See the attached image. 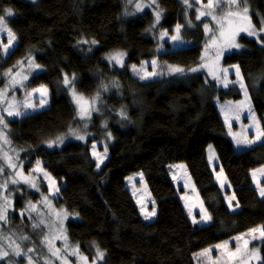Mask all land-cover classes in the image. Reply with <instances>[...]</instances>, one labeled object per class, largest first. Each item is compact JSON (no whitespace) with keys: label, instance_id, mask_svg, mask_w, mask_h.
<instances>
[{"label":"trees","instance_id":"trees-1","mask_svg":"<svg viewBox=\"0 0 264 264\" xmlns=\"http://www.w3.org/2000/svg\"><path fill=\"white\" fill-rule=\"evenodd\" d=\"M189 3L191 7L184 0H156L152 8L125 16L126 0H0V15L12 9L5 21L17 36L8 56L0 47V90L6 86L4 73L26 64L31 79L23 87L27 89L37 79L50 95L48 109L25 119L8 116L0 104L7 124H0V166L4 168L5 153L12 155L16 166L0 174V184L2 179L12 180L18 166L29 174L37 161L60 184L56 197L43 182L38 193L21 182L11 183L8 191L0 190L12 205L7 222L0 221V246L7 247L8 239L16 240L37 261L38 253L47 251L45 228H33L36 218L25 210L29 202L46 213L48 205L55 211L66 210L67 240L61 246L78 245L92 264L96 246L105 253L96 264H195L196 254L264 225V198L252 179L253 171L264 168V141L239 152L227 136L217 102H237L243 95L236 83L223 88L200 70L214 23L210 18L197 19L200 9L192 0ZM247 5L251 23L260 29L264 0H247ZM216 10L223 14L226 9L222 5ZM157 11L159 23L155 22ZM177 25L181 27L176 45L184 42L185 46L172 49L163 42L164 32L173 35ZM238 42L241 49L226 54L223 64L239 67L251 105L264 121V36L258 41L240 35ZM117 53L126 55L123 67L106 62ZM155 58L184 71L174 73V69L149 81L133 75L132 65ZM65 74L77 93L99 97L89 126L77 115L63 83ZM121 110L127 119L121 118ZM73 124L82 127L84 140L65 137ZM61 136L66 141L60 146H47V141ZM95 143L110 148L101 170L91 153ZM209 146L215 148L240 206L236 212L228 207L211 170ZM177 163L187 165L211 214L210 225L198 226L190 220L168 170ZM138 173L144 175L157 205L153 221L143 217L127 186V178ZM12 229L17 235L5 236ZM29 248L38 253L27 252ZM259 264H264V246Z\"/></svg>","mask_w":264,"mask_h":264},{"label":"rangeland","instance_id":"rangeland-1","mask_svg":"<svg viewBox=\"0 0 264 264\" xmlns=\"http://www.w3.org/2000/svg\"><path fill=\"white\" fill-rule=\"evenodd\" d=\"M27 1H29L31 3H36L38 0H27ZM192 1L196 5L195 7L200 9L198 11H205V12L209 11L208 9L204 8V5L207 3V0H201V2H199V3L197 2V0H192ZM155 3H156V0H155ZM155 3H152V0H126L125 11H124L125 16H131L133 14H138L140 12H143L146 9H150L155 5ZM137 4L141 5V9H137V7H136ZM148 5H151V6L149 7ZM215 14L217 16V20H219L222 14H217V10H215ZM208 18L212 19V16L211 15L201 16V19H208ZM229 19H232V21H233L232 26L233 27H235L241 23V21L238 18H231L230 17ZM217 20L212 19L214 24H213L212 30L208 34L209 35V40H208L209 45H208V47H205V49H204V51L205 50L206 51L204 53V57H203V61L201 63L200 70H204L211 79L217 81L223 88H227L228 86L235 84V83H236V85H238L240 87L242 95H243L242 99L240 101H237V102L227 101L224 103L217 102V107L219 109V112H220L222 119L224 120L225 124L227 125V136L233 142L236 150L239 152H242V151L249 150L253 146L264 141V136H262L259 140L256 141V143L251 144V145H247L245 143H240L239 145L237 144V141H245V140L254 139L256 136V133H257V127L264 130V127H263L264 121H262L258 117L256 112L254 111V109L251 105L248 93H247V97L245 96V88H241L240 83L236 82L237 81L236 67L235 66L225 67L223 64V59H224V56L226 54H229L233 51L240 50L241 48L240 47L239 48H232L230 46V43L226 41L225 37H222L220 35V27L217 24ZM4 23L6 24L7 29H10L11 32L14 34V37H15L11 47L8 49V54H10V52L16 46L17 36L14 33V31L10 28L8 23L6 21H4ZM224 23H225V29H227V20H225ZM252 25H253V23H252ZM256 30H257V34L252 35V36L248 35L246 32H243V31L239 32L235 36L236 43L239 44L238 38L240 35H245V36H248L250 38H253V39L260 41L261 37L264 36V33H260L258 31L259 30L258 28H256ZM164 34H165V39L163 42L164 43H170L172 45V49H178L180 47L185 46L184 42L176 45L177 43H179V40L173 41L170 38L173 35H176V31L174 32L173 35H172V33H170V35H168L169 33H167V32H164ZM8 38L9 37L7 34V30L0 28V47L1 48L3 47V44L7 43ZM213 39H215V43L212 42ZM161 50H163V49H161ZM8 54L4 55V56H8ZM113 55H115V54H113ZM124 57L126 58V55H124ZM124 57H122L123 58V65H124ZM107 60H106V62L108 64L112 65L111 63H113L114 64L113 66L117 65V67H121L119 64L116 63L115 60H113L111 62L109 60L108 61ZM152 61L156 62L155 66H153ZM28 66L29 65L23 64L21 66H18L15 69H13L11 77L5 75V73H7L8 71L4 73V76H3L4 79L3 80H5L6 86L4 89L0 90L3 92V95L0 96V104L7 107L8 104L11 103V104H13V106L17 110H19L22 113V115H20V116H11V117L25 119V117L29 116L30 114L35 113V112H39L41 110H46L50 106V101H49L50 95L48 93V91H49L48 88H47V90H48L47 95L44 96L46 103L43 105V107H40L39 104L37 103V100L40 97V93H32V89L38 88L40 85L46 86L41 81L36 79L35 81H33L32 85L30 87H28L30 85V83H27V87H28L27 89H25L24 87H21V83L24 86H26V80L29 77L31 79V72H30L31 70L28 68ZM135 66H136V69L142 70L140 72V74L138 75L131 68L133 75L139 79H140V75H144L145 73H152V72L156 73V75H154V76H147L145 79H140L142 81L159 79V78L164 77V74H169L174 69L181 68L179 66H171V65H167V64H162L156 58L151 59V60H147V61L143 62L140 66L139 65H135ZM39 69H41V71H42V68H39ZM17 72L20 73L19 76L15 75ZM176 72L177 71H175L174 73H176ZM39 73L35 74V77ZM25 76L27 77V79H24ZM12 80L16 81L14 87L10 83V81H12ZM32 80H34V78ZM225 85H227V86H225ZM65 87H67L69 90L72 88L70 86V84L67 86L65 85ZM29 93H32V95L29 96L28 95ZM76 94L83 97L82 103L86 102L85 106L89 108V110L91 112V117H92L93 113L97 109V106L99 103V98H97V96L93 97V98H88V97L83 96L77 92H76ZM70 96H71V99L73 101L71 91H70ZM25 100H29L30 102H32L35 110H33V108H26L24 106ZM74 105L77 107V105L75 103H74ZM253 115H254L255 119L252 118ZM81 120H82L84 125L89 126L91 118L90 119H81ZM81 130H82V127L79 126L78 124L70 125V129H69L68 133L65 134V137L66 138H69V137L76 138L74 135H72V132L76 131V132H79V134H80ZM63 141L65 142L66 140L63 139ZM95 145H96L95 151H96L97 155L103 157V163H101L100 167L97 168L98 170H101L103 168L107 158H108L110 148L108 146H106L107 147V153L105 154L104 153L105 146H104V148H102L99 143H95ZM3 151L5 153L4 149H3ZM91 153H92V156L97 163L98 160H97L96 156L93 155V147L91 148ZM11 158L13 160L12 155H11ZM208 161H209V165L211 167V170L213 171V174L216 178V181L224 193L228 207L230 208V210L232 212H236L237 210L240 209V206L236 205L237 199H236L234 192H233V189H232V187H231V185H230V183H229V181L225 175V172L223 171V169H221L217 152L213 146H209V148H208ZM19 168H20V166H18V168L16 169V172H21L23 174V176L29 177V180L31 182H34L36 187H31L29 183L24 182V179L22 176H16V179L19 182H21L23 185L27 186L29 189L34 188L32 190L34 192L38 193L37 189H39V190L41 189V182H43V183H46V185L48 186L51 195H55V197L58 196V192L56 190L57 189L59 190L60 184H59L58 180L53 178V176L50 175L45 170V168L43 167L42 164L39 163V165L34 167L29 174L25 173L23 170H21ZM5 169H7L9 171H13V168H9L7 166V162L5 161V158H4V170ZM168 170H169L170 176L174 182L175 187L179 190V195L182 199L183 205H184L186 212L189 215V218L192 221V223L195 225H198V226L210 225L212 223L211 214L209 213V211H208V209H207V207L203 201V198L201 197L199 190H198L197 186L195 185V183L192 179L191 173H190L187 165L185 163L172 164L168 167ZM261 170H264V168H259L255 171H253L252 172V179L255 182L254 187L258 191L260 197L264 198V196H261V194H260V189L264 188V171H261ZM45 173H47V176H45ZM5 180H7V179H2V184L5 182ZM10 181L11 180H9V183L7 186V191L11 187ZM127 186L132 190V193H133L134 197L136 198V202L140 208V211H141L143 217H145L146 213H151L153 211L155 212V215L153 217H151L150 219H146L147 221H153L156 217V214H157V205L151 196V193H150V190L148 188V185H147V182H146L144 175L142 173L131 175L130 177L127 178ZM0 195L8 197V195L6 193H4L3 191H0ZM9 201H10V207L9 208H12L10 198H9ZM0 202L3 203V200H0ZM29 203H27V204L29 205ZM32 204L35 205L36 203H32ZM230 204H231V207L229 206ZM25 210L29 214H30V212H32L34 214L33 217L36 218V222H33V223H37L41 219V217L37 215L38 211L44 213V215L42 217L44 219V224L42 226L45 228V236H47L49 238V240L51 241V244L54 246L53 250H55L57 248L61 249V252L58 254L59 257H64L67 260L68 264H92L88 260L85 262L84 260L80 259L77 255L71 254L72 250L74 249L72 246L67 245L68 246L67 249H65V247H64L65 245L61 246V243H63V236H65V233H64L63 224H62V228H61L60 219H58L56 216V213L60 212V211H55L54 209L52 210V207H49V205H48L49 213H46L44 209L38 208L37 206H36L35 211L30 210V209H29L30 210L29 211L27 207ZM10 212H11V210L9 212L7 210V213L10 214ZM206 216H210L211 219L210 220L206 219ZM66 218H68V215ZM61 219H63V222H64L65 218H63V216H61ZM194 219L197 221L196 223L193 222ZM45 225H47V226H45ZM262 226H264V225H262ZM259 227H261V226H259ZM259 227H257V228H259ZM32 230H33V228H32ZM249 232H246L244 234H240V235L236 236V237H242L240 240H237L236 237H233L231 239L225 240L224 242L217 244V245H225L226 244V247H224V248H217L216 247L217 245H215V246L208 248V249H211V251L207 255H201V253H204L205 250L202 251L201 253L196 254L194 257L195 264H241V256L245 252L251 251L253 248L259 249V256L261 257V249L264 246V239H259V238L252 239L249 235H246ZM7 235L15 236V235H17V232L15 229H12V232H10V233L6 232L5 233V236H7ZM255 235L258 237L259 233H256ZM10 236H8V237H10ZM57 236H60L61 238L56 239L55 237H57ZM245 240H248L247 249H244V241ZM14 241H11L10 239H8L6 242L7 247H3V246H0V247H2L4 250H8L10 252V255L7 259L12 261V264H27L26 255H21V256L17 257L15 255L11 254L12 248H14L17 244L20 246V244L16 240H14ZM10 244L12 245V248H9ZM238 246L241 248V253L238 254L237 257L229 259L230 253L234 252ZM46 248H47V251H44L43 253H38V251L35 248V252L38 253V255H39V260L37 261L36 259H34V264H64V261L61 258H58V256L52 255V253L49 252V246L48 245H46ZM20 249L23 252L21 246H20ZM208 249H206V250H208ZM67 253L70 254V256L67 255ZM27 255L31 256L29 253H27ZM2 261H4V260H0V262H2ZM259 262H260V260H259ZM259 262L255 259H253L250 261V264H259Z\"/></svg>","mask_w":264,"mask_h":264},{"label":"snow or ice","instance_id":"snow-or-ice-1","mask_svg":"<svg viewBox=\"0 0 264 264\" xmlns=\"http://www.w3.org/2000/svg\"><path fill=\"white\" fill-rule=\"evenodd\" d=\"M197 2H201V0H197ZM152 3H155V0H152ZM184 3L187 4L189 7H191V4L189 3V0H184ZM223 5V8L226 9L223 11V14L221 15L220 19L217 20V16L215 14V10L221 8V6ZM149 7L151 5H148ZM137 9H141V5L137 4L136 5ZM204 8L208 9L209 11L205 12V11H198V14L196 16L197 19H200L201 16H205V15H211L213 20H217V24L220 27V35L222 37H225L226 41L230 43V46L232 48H239L240 45L238 43H236L235 41V36L243 31L246 32L248 35L252 36V35H256L257 34V30L255 28L254 25H252L251 23V16L249 15V8L247 5V0H207V3L204 5ZM13 14L12 9H7L4 10V14L0 15V28H3L5 30H7V34H8V41L6 44H3L2 47V54L3 55H7L8 54V49L11 47L13 40H14V34L11 32L10 29H7L6 24L4 23L5 21V17L6 16H11ZM238 18L241 23L238 24L237 26L233 27V21L232 19L229 18ZM227 20V29H225V23L224 21ZM160 21V12L157 11L156 12V19L155 22L159 23ZM180 25L176 26V35H173L172 37H170L173 41H178L180 39ZM205 30L208 31V25L205 24L204 25ZM260 33H264V21L261 22V27L258 30ZM86 43V41H84ZM213 43H215V39H213L212 41ZM93 44L96 43V41H92ZM91 49H89L90 51ZM123 53H117L115 55H110L109 57H107V59L111 62L113 60L116 61L117 64H119L121 67H123ZM20 64L23 63V61L18 62ZM31 64V61L29 62ZM155 61H152L153 66H155ZM36 68H40V65H35ZM132 70L134 72H136L138 75L140 74V72L142 70H138L136 69L135 65H132ZM175 71L177 72H183L184 70L181 68H176ZM190 71L195 72L198 71L197 68H192L190 69ZM226 71V70H225ZM5 75L7 76H12V70L9 69L7 73H5ZM16 76H19L20 73L17 72L15 74ZM156 75L155 72L152 73H145L144 75H140V79H145L147 76H154ZM236 75H237V83H240L241 88H245V85L242 82V77L240 76V70L239 67L236 66ZM24 79H27V77L25 76ZM72 80H75V74H73L72 76ZM11 85L14 87L16 81L12 80L10 81ZM63 83L67 86L71 83V81L69 80L67 74H65L64 78H63ZM24 85L21 83V87H23ZM227 86V85H225ZM105 90H107V86H103ZM47 87L44 85H40L38 88H34L32 89V93H40V97L37 100V103L39 104L40 107H43V105L46 103V100L44 99V96L47 95ZM72 97H73V102L77 105V115L79 116L80 119H90L91 118V112L89 110L88 107H86V102L82 103L83 101V97L79 96L76 94L75 91V87L73 85V87L70 89ZM32 93H29L28 95L31 96ZM3 95V92L0 91V96ZM245 96L247 97V91L245 89ZM97 98H99L97 96ZM24 106L26 108H33V110H35L34 105L32 102H30L29 100H25L24 102ZM4 111L7 113L8 116H20L22 115V113L17 110L13 104H8V106L4 109ZM120 116L122 119H127V115L126 113L121 110L120 112ZM253 119H255L254 115L252 116ZM0 124H3L4 127H7V124L5 123V118L2 114H0ZM87 125H85L86 127ZM106 127V125H105ZM72 135H74L76 137V139L79 140H84L85 136L79 134V132L73 131ZM262 136H264V130L260 129L259 127H257V133L254 139L252 140H245V141H237V144L239 145L240 143H245L247 145H251L256 143L257 140H259ZM108 137H111V133H108ZM63 139L64 137H57L55 140H50L47 141V146L48 147H53V146H59L60 144L63 143ZM5 142H7V139L5 137ZM93 155L96 156L98 162L96 167L99 168L100 164L103 163V157L97 155L95 149H96V145L93 144ZM104 153H107V147L105 146L104 148ZM5 161L7 162V166L9 168H13L15 170L16 166L14 164L11 163V158L7 156V154L5 153ZM37 165H39V161H37ZM264 171V170H261ZM4 172V168L2 166H0V174H3ZM255 174V173H254ZM15 176H22L24 179V182L29 183L31 187H36L34 182H31L29 180V177L27 176H23V174L21 172H15ZM10 181L12 184H17L19 181L15 178ZM45 176H47V173H45ZM9 181L5 180V182L3 184H0V190L3 191H7V186H8ZM39 190V189H37ZM57 192L59 191L58 189L56 190ZM260 194L261 196H264V188L260 189ZM0 200H3V203H0V221L2 222H7V210L10 207V201L9 198L7 196H3L0 195ZM48 197H44V201H47ZM50 206V205H49ZM231 207V204L229 205ZM28 209L35 211L36 210V205L32 204L31 202L28 205ZM143 211V210H142ZM23 212H21V216H23ZM37 215L41 217V219L37 222L33 224V228H38L41 225L44 224V219L42 218L44 213L38 211ZM155 215V212H151V213H146L145 214V219H150L151 217H153ZM56 216L58 219H60V225L62 228V224H63V219H61V216H63V218L67 217V212L66 210H61L60 212L56 213ZM29 218L31 219V216H29ZM206 219H211L210 216H206ZM194 223H196L197 221L194 219L193 220ZM47 226V225H45ZM259 233V236L257 237L255 234ZM246 235H249L252 239H264V226H261L259 228H253L250 230V232ZM56 239L61 238L60 236L55 237ZM242 237H236L237 240H240ZM21 239L23 240H27L28 237L27 236H23L21 237ZM63 239L66 241L67 237L66 235L63 236ZM44 242L49 246V252L52 253V255H56L58 256V254L61 252V249H55L53 250L54 246L51 244V241L49 240V238L47 236L44 237ZM248 246V240L244 241V249H247ZM65 249H67V244H65ZM217 248H224L226 247L225 245H217ZM9 248H12V245H9ZM35 249L33 248H29L27 249V252H34ZM211 251V249L205 250L204 253H201V255H207L209 252ZM241 253V248L238 246L236 248V250L234 252L230 253L229 259L237 257L238 254ZM13 255L19 257L21 255H26L27 257V264H34V258L32 256H28L26 252H22L20 249V246L17 244L14 248H12V253ZM73 255H77L80 259L84 260L85 262L87 261V257H84L80 252H79V246H75V248L72 250ZM10 252L8 250H4L2 247H0V260H4L5 264H12V261L8 260L7 258L9 257ZM105 253L100 250V248L98 246H96V256L93 260V264H96V261L98 260H103ZM64 261V264H68L67 260L64 257H59ZM257 260L259 262V260L261 259V257L259 256V249L258 248H253L251 251H247L245 252L242 256H241V264H250L251 260Z\"/></svg>","mask_w":264,"mask_h":264}]
</instances>
